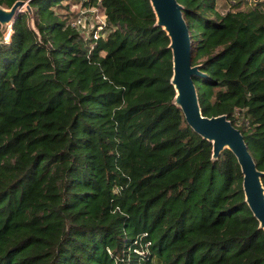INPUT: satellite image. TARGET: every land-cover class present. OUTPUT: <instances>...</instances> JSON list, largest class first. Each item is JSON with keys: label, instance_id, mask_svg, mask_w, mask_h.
I'll return each instance as SVG.
<instances>
[{"label": "trees", "instance_id": "obj_1", "mask_svg": "<svg viewBox=\"0 0 264 264\" xmlns=\"http://www.w3.org/2000/svg\"><path fill=\"white\" fill-rule=\"evenodd\" d=\"M177 1L202 113L226 114L264 171V2ZM71 2L28 0L35 28L25 9L0 40V264H264L235 155L213 159L174 102L150 1L101 0L92 47Z\"/></svg>", "mask_w": 264, "mask_h": 264}, {"label": "water", "instance_id": "obj_2", "mask_svg": "<svg viewBox=\"0 0 264 264\" xmlns=\"http://www.w3.org/2000/svg\"><path fill=\"white\" fill-rule=\"evenodd\" d=\"M155 13V24L161 26L169 37L172 53L171 83L175 89L177 104L188 125L212 143V158L219 156L224 148L235 155L242 172V189L245 201L264 229V171L258 169L241 130L226 114L204 115L201 111L194 76L203 72L199 64H192V38L177 0H149ZM25 8L30 15V24L35 28L32 9L28 0H15L10 7L0 4V25H12L15 17Z\"/></svg>", "mask_w": 264, "mask_h": 264}, {"label": "built area", "instance_id": "obj_3", "mask_svg": "<svg viewBox=\"0 0 264 264\" xmlns=\"http://www.w3.org/2000/svg\"><path fill=\"white\" fill-rule=\"evenodd\" d=\"M83 4L84 6L81 10L78 11L76 15H74L70 21L69 24L74 27L83 38L91 39V47L93 46V43L96 41V39L101 35H104V27L107 24L106 21V15L102 10L96 9V7H99V3L101 0H78ZM86 2V4H84ZM85 7L90 8L92 11H86ZM101 9V8H100ZM100 11V14L103 15L102 19H98L96 23L91 27V29L87 30L86 26L88 24V20L91 18V12L94 14L95 12ZM10 33H11V25H7V30L2 32L0 34V40L3 41H9L10 39Z\"/></svg>", "mask_w": 264, "mask_h": 264}, {"label": "rangeland", "instance_id": "obj_4", "mask_svg": "<svg viewBox=\"0 0 264 264\" xmlns=\"http://www.w3.org/2000/svg\"><path fill=\"white\" fill-rule=\"evenodd\" d=\"M238 0H216V6L217 9L221 12H224L228 9H236L237 7H244L246 4H248L249 0H242L240 2L239 6H236V3ZM252 1V0H251ZM257 1V0H256ZM259 2L262 1L264 2V0H258ZM83 4H81L80 1L78 0H72V2L69 4V11H71L72 13L75 12L74 15H76L78 13L79 10H81L84 6H82ZM25 10V8H23ZM96 9L101 10L100 8L96 7ZM60 12L62 13H66V10H62L61 8L59 9ZM86 11H92L90 8L85 7ZM67 14H68V10H67ZM103 15L100 14V11L95 12L94 14L91 12V18L90 20H88V24L86 26V29L89 30L91 29V27L94 25V23H96V21L98 19H102ZM5 30H7V25L6 26H2L0 25V34L2 32H4Z\"/></svg>", "mask_w": 264, "mask_h": 264}, {"label": "bare ground", "instance_id": "obj_5", "mask_svg": "<svg viewBox=\"0 0 264 264\" xmlns=\"http://www.w3.org/2000/svg\"><path fill=\"white\" fill-rule=\"evenodd\" d=\"M10 24V23H9Z\"/></svg>", "mask_w": 264, "mask_h": 264}]
</instances>
